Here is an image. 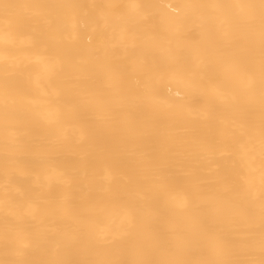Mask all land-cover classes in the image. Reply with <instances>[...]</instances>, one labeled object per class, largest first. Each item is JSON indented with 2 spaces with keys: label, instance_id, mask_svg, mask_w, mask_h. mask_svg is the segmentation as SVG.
Here are the masks:
<instances>
[{
  "label": "bare ground",
  "instance_id": "obj_1",
  "mask_svg": "<svg viewBox=\"0 0 264 264\" xmlns=\"http://www.w3.org/2000/svg\"><path fill=\"white\" fill-rule=\"evenodd\" d=\"M0 264H264V0H0Z\"/></svg>",
  "mask_w": 264,
  "mask_h": 264
}]
</instances>
